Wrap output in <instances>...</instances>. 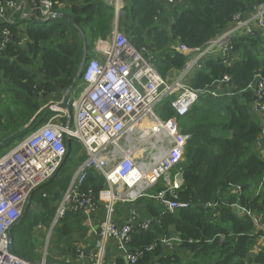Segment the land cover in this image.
Here are the masks:
<instances>
[{
  "label": "trees",
  "instance_id": "obj_1",
  "mask_svg": "<svg viewBox=\"0 0 264 264\" xmlns=\"http://www.w3.org/2000/svg\"><path fill=\"white\" fill-rule=\"evenodd\" d=\"M52 1L53 13L66 15L72 23L55 19L45 24L20 21L16 25L0 24V34L4 30L11 33V40L0 56V86L5 83L12 88L20 109L8 115L0 111V133L8 134L0 139V149L9 151L15 142L14 135L25 138L56 115L50 109L43 110L40 98L61 101L72 85L74 89L82 84L80 64L84 47L89 59L88 52L94 50L96 42L113 35L115 11L104 0L69 1L67 11L60 8L63 0ZM124 1L120 30L135 47L149 51L159 74L168 79L171 71L180 74L188 62V57L173 47L205 48L232 26L236 15L248 16L262 0H176L173 4L167 0ZM28 2L34 7L39 0ZM247 40L236 42V50L241 53L239 62L226 66L220 57L211 56L189 75L185 84L201 95L187 116L176 117L170 100L161 112L163 120L176 119L181 124V133L190 136L179 167L184 186L177 197L180 202L190 203L191 208L163 214L149 201L152 203H148L147 212L155 218L152 230L135 229L130 243L132 252L141 253L137 264H246V261L264 264V250L249 260L260 233L255 232L249 218L238 217L232 208L239 199L242 206L255 213L264 209V159L254 146L263 129L251 114L254 93L246 91L255 74L264 69V59L254 48L260 40ZM224 76L231 80L222 87L220 98L202 94L215 90ZM1 100L0 96V106ZM73 142L78 143L73 140L71 146ZM70 152L57 174L32 195L23 217L10 232L13 247L23 233L30 236L39 226L46 229L52 226L63 195L81 164L73 166L75 160ZM234 186L241 187L243 195L238 199L227 198ZM106 187L105 178L91 171L81 192L91 191L98 198ZM253 187L255 191L251 192ZM163 188L160 183L151 193ZM216 202L221 205L216 209L219 219L212 218V210L204 209V205ZM78 213L68 210L59 219L53 229L57 239L52 250L58 249L61 254L72 250V243L66 242V250L63 241L69 240L79 227ZM175 237L180 239L175 250L162 245L161 239ZM151 246H155L152 251ZM117 264L125 261L119 260Z\"/></svg>",
  "mask_w": 264,
  "mask_h": 264
},
{
  "label": "built area",
  "instance_id": "obj_2",
  "mask_svg": "<svg viewBox=\"0 0 264 264\" xmlns=\"http://www.w3.org/2000/svg\"><path fill=\"white\" fill-rule=\"evenodd\" d=\"M68 1L78 3L83 0ZM167 1L173 4L176 0ZM104 2L115 11L116 30L111 39L96 43L97 55L83 68L84 89L80 97L71 102L72 112L62 111L57 105L50 108L54 113H63L66 123L59 120L60 116H54L27 137H20L19 142H14L13 147L0 157V264H48L46 256L40 262H32L12 253L10 232L23 217L32 195L62 167L71 147L68 148V141L80 143L86 150V158L78 166L69 189L63 195L50 233L66 211L88 214L103 204L107 218L101 224L98 236L103 243L117 240L124 245L131 243L135 229L151 231L153 222L129 223L118 228L113 221L117 203L132 204L142 198H150L158 202L163 214L190 209V203L180 202L177 197L184 186L179 167L190 136L180 134L176 119L163 120L161 112L170 100L176 117L188 115L201 93L187 86L185 81L203 59L220 57L226 66H232L241 60V53L235 47L239 39L250 37L264 43L262 0L248 16L236 15L232 26L205 48L173 47L188 57V62L176 81L167 83L157 71L149 51L135 47L119 31V16L126 7L125 1ZM53 6L52 0H39L34 7L28 0H0V24L16 25L19 21L48 23L55 14ZM255 33L258 34L256 38ZM10 40L9 30L1 32L0 56ZM254 48L263 54L260 48L264 50V45L258 44ZM230 80L229 76H224L215 90L202 94L220 98V93L224 92L222 87ZM246 91L254 93L251 114L264 119V69L255 74ZM260 126L264 137V124ZM91 171L98 172L107 183L98 198L91 191L81 192ZM160 183L163 190L151 193ZM242 194V188L234 186L226 197L238 199ZM220 206L216 202L204 205V209L212 210V218L219 219L216 209ZM232 208L238 217L249 218L255 230H264V209L255 213L242 206L239 199ZM132 218L136 222L138 214L133 212ZM179 240L178 237L161 239V243L173 251ZM154 248L151 246L149 250ZM140 256L138 251L129 253V263L137 264ZM97 260L95 264H101L99 257Z\"/></svg>",
  "mask_w": 264,
  "mask_h": 264
},
{
  "label": "crops",
  "instance_id": "obj_3",
  "mask_svg": "<svg viewBox=\"0 0 264 264\" xmlns=\"http://www.w3.org/2000/svg\"><path fill=\"white\" fill-rule=\"evenodd\" d=\"M60 6L61 10L65 9L67 11L69 9L70 2L68 0H63V3ZM92 54L93 56L97 55L96 45L94 47V50L92 51ZM254 119L260 125L261 123L264 124V119L261 116L254 115ZM254 146L256 152L262 155L264 159V137H261V139ZM149 201L153 202L156 209L159 207L158 202L150 198H142L132 204L117 203L115 205L113 214V221L115 225L118 228H121L129 223L140 224L143 221L149 220L154 222L155 218L150 216L147 212L148 203H152ZM133 212H136L138 214V219L136 222L132 218ZM78 216L80 218L78 219L80 221L79 227L75 230V233L69 238V240L66 239L63 241V244L66 246V250L68 249V245L66 244V242L72 243V250L69 252L65 251L64 254H61L58 249H54L51 252H48V255L46 257L48 264H95L98 261L97 257L100 258L101 264H117L119 260H124L125 264H130L128 255L133 251L130 247V243L122 245L117 240H110L107 243H103L98 236L100 226L103 223L104 219L107 218V210L103 204H99L95 211H90L88 214L80 212L78 213ZM43 229L46 228H44L43 226L37 227L34 230L33 235L38 231H43ZM255 232L257 234L263 232V235L261 233L258 239V243L262 242L264 246V230L256 228ZM255 250L250 254H255ZM263 250L264 249L259 250V253H261ZM259 253H257L256 255H258ZM61 260L63 261V263H61ZM246 264L251 263L249 261H246Z\"/></svg>",
  "mask_w": 264,
  "mask_h": 264
},
{
  "label": "rangeland",
  "instance_id": "obj_4",
  "mask_svg": "<svg viewBox=\"0 0 264 264\" xmlns=\"http://www.w3.org/2000/svg\"><path fill=\"white\" fill-rule=\"evenodd\" d=\"M115 30H116V24H114L113 33ZM119 31L124 33L122 30H120V28H119ZM257 36H258V34L255 33L254 37L256 38ZM246 38H249V40H247V41H252L250 37H246ZM109 39H111V37ZM100 40H102V39H100ZM100 40H98L96 43H99ZM253 40H257V39H253ZM102 41L105 42L107 40H102ZM258 43L261 45H264V43L261 41H258ZM249 46L252 47L251 42H249ZM261 52L263 54H261L259 57L261 59H264V50H261ZM91 56H92V49L88 52V58L89 59L92 58ZM89 59H87V61ZM178 77H179V74H177L175 71H171L169 73L168 79H165V80L168 81L167 83H170V82L176 81V79ZM83 89L84 88H83L82 84H79L77 88H74L70 94V102L76 101L80 97V94L83 92ZM0 96L2 98L0 111L3 115H8V113L11 111H13L15 113L20 112L19 111L20 109L18 108V105L16 103V94L10 86L6 85L5 83H2L0 86ZM41 96H42V94H41ZM46 100L47 101H44L42 97L40 98L43 109L47 106H50L51 104H58L59 102H62L63 98L61 99V101H59V99H55L52 97H50V99H46ZM55 114H56L55 116H60L59 120L64 121V119H63L64 114L63 113H55ZM177 126H178V130H179L180 134H182L181 133V124L179 121L177 122ZM152 128H153V126H152ZM149 130H150V132H152L151 128ZM7 135L8 134L5 135L4 133H0V139L5 138ZM8 137H11V135ZM20 137H21V134L14 135L13 141L18 143L20 140ZM133 143L137 144V142L134 140H133ZM70 150H71V152H70L71 158L75 160V162L73 163V166H76L77 164L79 165L86 158V150L80 143H77L75 145V143L73 142V145L71 146ZM7 151H8V149H6V148L0 149V157L3 156L4 154H6ZM74 170H75V168L73 169V171ZM254 191H255V187L252 188L251 192H254ZM51 227L49 229H43V231H38L34 235H30V236H28L29 235L28 233H23L21 240L16 239L14 241V252L16 253V254L15 253L14 254L19 255V256L26 258V259L35 260V262H40L41 260H43L45 258V256L47 257L48 250H50V252L52 251V247L55 244V241L57 239V236L53 235V232L50 233ZM222 239L224 240L223 237H222ZM166 249H168V248H166ZM261 249H264V246H263L262 242H259L257 244L256 248H254L251 251V252H253L255 250V254H253V255L249 254V258H250L249 260L256 257L257 256L256 254L259 253L260 252L259 250H261ZM61 263H63L62 260H61Z\"/></svg>",
  "mask_w": 264,
  "mask_h": 264
},
{
  "label": "water",
  "instance_id": "obj_5",
  "mask_svg": "<svg viewBox=\"0 0 264 264\" xmlns=\"http://www.w3.org/2000/svg\"><path fill=\"white\" fill-rule=\"evenodd\" d=\"M55 19H64L65 21L72 23V21L70 20V18H68L66 15L64 14H53V16H51L50 18V22H52ZM87 63V49L86 47H84L83 49V55H82V60H81V64H80V70L82 71L84 66ZM73 90V85L66 91L62 102H60V104H51L50 106L45 107L43 110H47L50 109L52 106L57 105V107L59 109H61L62 111H67L70 112L71 108H70V94ZM71 143L68 141L67 142V146L68 148L70 147ZM67 160V157L65 158L64 162ZM10 250L12 253H14V247H13V243L10 246Z\"/></svg>",
  "mask_w": 264,
  "mask_h": 264
},
{
  "label": "clouds",
  "instance_id": "obj_6",
  "mask_svg": "<svg viewBox=\"0 0 264 264\" xmlns=\"http://www.w3.org/2000/svg\"><path fill=\"white\" fill-rule=\"evenodd\" d=\"M21 22L32 23V21H21ZM49 22H50V21H49ZM94 56H95V55H94ZM94 56H93V57H94ZM90 59H91V58H90ZM90 59H89V60H90ZM89 60H88V61H89ZM88 61H87V62H88ZM84 67H85V66H84ZM82 71H83V70H82ZM253 102H254V101H253ZM70 103H71V102H70ZM58 104H60V102H59ZM70 108H71V106H70ZM252 116L254 117V115H252ZM242 195H243V194H242Z\"/></svg>",
  "mask_w": 264,
  "mask_h": 264
},
{
  "label": "bare ground",
  "instance_id": "obj_7",
  "mask_svg": "<svg viewBox=\"0 0 264 264\" xmlns=\"http://www.w3.org/2000/svg\"><path fill=\"white\" fill-rule=\"evenodd\" d=\"M106 47V45H104Z\"/></svg>",
  "mask_w": 264,
  "mask_h": 264
}]
</instances>
